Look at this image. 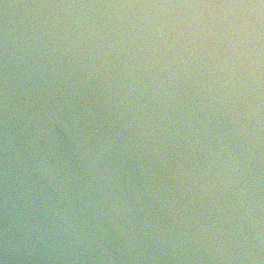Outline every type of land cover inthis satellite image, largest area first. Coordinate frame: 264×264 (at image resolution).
<instances>
[{
    "label": "clouds",
    "instance_id": "clouds-1",
    "mask_svg": "<svg viewBox=\"0 0 264 264\" xmlns=\"http://www.w3.org/2000/svg\"><path fill=\"white\" fill-rule=\"evenodd\" d=\"M0 264H264V0H0Z\"/></svg>",
    "mask_w": 264,
    "mask_h": 264
}]
</instances>
